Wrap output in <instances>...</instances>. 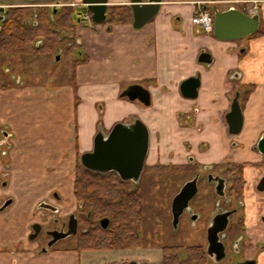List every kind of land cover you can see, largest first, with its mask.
Segmentation results:
<instances>
[{"label":"crops","instance_id":"obj_1","mask_svg":"<svg viewBox=\"0 0 264 264\" xmlns=\"http://www.w3.org/2000/svg\"><path fill=\"white\" fill-rule=\"evenodd\" d=\"M253 1V5L259 7L257 15L261 17L264 30V0ZM52 2L55 0H0V6L37 7L52 5ZM115 2L108 0L109 7L124 5ZM79 4L83 6V0ZM196 10L194 3L165 1L155 18L141 29H135L133 24H121L109 25L112 29L108 31L106 25L80 24L77 34L83 41L89 63L78 67L76 79L86 98L85 107L91 101L108 105L112 120L104 134L116 123L139 118L151 134L155 133L157 136V161L162 165H188L191 156L202 165L219 164L229 158L241 163L257 162L258 156L251 153L250 149L264 130V35L253 36L243 42H240L242 39L219 40L214 33L205 34L200 27L192 24V16ZM241 47L245 49L243 53L240 52ZM204 50L213 54V65L206 66L198 62L199 55ZM197 76L201 80L198 97L184 98L180 92L182 82ZM147 82L151 84L149 87L145 86ZM132 85H141L150 91L152 104L149 108L138 101L130 102L119 97L122 90ZM242 86L254 87L244 103L241 102ZM236 92L241 93L240 104H245L242 106L245 118L243 134L238 138L243 149L232 147L225 125V116L231 109ZM179 115L191 119L194 126H181ZM84 118L85 112L80 115L81 123H78L80 152H84L83 134L86 133L81 128ZM70 137L74 143L71 156L75 157L74 132L70 133ZM66 146L64 154L70 149V145L69 149ZM152 159L151 165L154 161ZM63 160L66 158H49L37 165L39 172L45 168L51 169L55 187L35 190L31 185L40 179L33 177L24 180L27 189V196L24 198L6 197L0 190V207L7 198L13 200L5 212H0V264H17L19 255H16L18 252L13 248L14 244L24 242L27 245L30 227L39 221L37 206L48 200L53 190H60L63 198L60 202L63 207L62 215L75 210L73 187L72 198L69 200L71 206H66L67 200L62 195L66 194L68 180ZM4 173L10 177L8 183L12 182V174L0 166V177ZM71 181L73 184L74 178ZM31 192H35L33 197L29 196ZM248 202L253 206V199L250 198ZM20 206H23L21 212ZM33 249L27 248L25 251L33 255ZM55 252L52 254L58 258L56 264H107L123 258L128 252L132 255L128 254L124 257L125 260H149L141 250ZM20 262L19 264H23Z\"/></svg>","mask_w":264,"mask_h":264},{"label":"rangeland","instance_id":"obj_2","mask_svg":"<svg viewBox=\"0 0 264 264\" xmlns=\"http://www.w3.org/2000/svg\"><path fill=\"white\" fill-rule=\"evenodd\" d=\"M115 1L117 4H130L129 0ZM79 2L80 0H62L64 5L76 9L77 17L82 22L93 25L88 11H82ZM53 4L37 7L51 8ZM57 56L60 57L59 61H56ZM74 58L72 54L66 52L55 53L52 57L0 55V166L13 177L12 182H9L5 187L2 186L3 174L0 177V190L6 197L24 198L27 196V189L24 184V180L27 178L36 177L40 179L31 185L35 187V190L45 189L49 186L55 187L56 182L51 169L46 170L45 168L39 172L37 165L39 166L49 158H66L62 165L67 169L68 180H66V194L62 195L67 200L66 206L69 207L73 187L71 179L74 178L76 164L80 163L79 158L71 156L74 143L71 141L70 133L79 129L81 123L79 118L83 112H85V118L81 128L86 133L83 134L84 152H90L93 149L94 139L98 133L107 131L106 129L112 120V114L108 111L110 109L106 103H94L93 101L88 102V106L85 107V95L80 91L76 76L73 78L71 76V64ZM11 77H14L16 82ZM150 85L148 82L145 84L147 87ZM249 87L242 86L241 88L242 103L246 100V92ZM244 105L242 104V106ZM150 118L151 116H149ZM7 138L11 139L12 142L10 148H7L6 144L3 143V140ZM156 138V134L153 133L145 165H149L152 158L156 159L157 157L158 144L155 145L154 143ZM65 143L68 145L66 146ZM65 146L69 149L67 154L63 153ZM192 175L191 172L179 176L171 172H154L144 174L138 184L129 182L128 190H139L144 199V221L137 230L138 235L143 240L144 247L148 249L144 251L142 250L144 247L139 249L149 258L143 264H162L161 255L164 246H201L205 251L208 250L209 225L213 218V212L223 200L216 195L212 188L206 194V189L201 187L197 198L192 202L193 214L196 216L195 221L184 214L176 229L172 225L173 199L181 186ZM35 192H31L29 196L33 197ZM204 196L206 200L202 202ZM22 210L23 206H20L19 211ZM237 221L238 216H235L231 220V224L237 223ZM82 228L81 225L80 232ZM234 238L236 235H231L228 241H225L227 254L223 260L214 261L209 258L207 264L240 263L244 259L245 241L237 246L239 249L237 253L232 245ZM37 243L29 241L27 245L24 242L14 244L13 248L16 253L18 252L15 254L19 255L17 264L20 261L23 264H50V262L56 264L58 258L52 253L56 251L55 253L58 254L57 250L64 253L66 250H73L76 246V238L61 240L48 255H30L25 251L27 248L33 249ZM128 254L132 255L131 252L125 253L123 258L118 259L119 261L107 264H130V261L124 258Z\"/></svg>","mask_w":264,"mask_h":264},{"label":"flooded vegetation","instance_id":"obj_3","mask_svg":"<svg viewBox=\"0 0 264 264\" xmlns=\"http://www.w3.org/2000/svg\"><path fill=\"white\" fill-rule=\"evenodd\" d=\"M165 1H168V0H165ZM168 2H171V3H194L197 7V10L199 8H202V9L206 10L211 15L213 23L215 20V10H214L215 8L219 12H224V11H228L231 9H236V10H239V11H241V12H243L249 16L257 15V13H258L257 11L259 9V7L257 5L256 6L253 5L254 4L253 0H238V1L216 0L215 2H212L210 0H207V1H185V2L168 1ZM255 3L257 4V2H255ZM128 6L131 7L130 4ZM206 6L210 7L212 9V11L205 9ZM0 7H3V6H0ZM10 7H14V6H10ZM10 7H7V8H10ZM24 7H33V6H24ZM64 7H69V6L64 5L62 3V0H55V3L53 4V6L49 9L52 12L53 17H55L56 14H58V12H60L61 9ZM79 7L82 8L83 11H88L87 7L84 5L79 6ZM7 8H5V12L3 15L4 19H5V14H6ZM110 9H111V7L108 6L107 19L104 22L96 23L92 20V16L91 17L89 16L91 22L93 24H96V25H106V26H108L107 27L108 31H110L112 28L109 27V25L110 26L114 25L113 23H110L108 21ZM131 9H132V7H131ZM132 12H133V10H132ZM259 20H260L259 29H261V22H262L261 17H259ZM2 22L0 23V30H1ZM82 23L83 22L79 19L78 24H77V28H76V35L74 37L72 35L69 37L68 41L60 42V44L56 45L54 48V51L51 55H32V56H36V57L51 56L52 57L53 55H55V53H59V52H66L68 54H72L73 57H75L72 61V64H71V66H72L71 76L73 78L74 65L76 62L79 63V65L76 66V71H77L79 66H83V65L88 64V63L87 64L82 63L85 59H87V57H86L85 52H84L83 41L77 34L78 26ZM132 24H133V22H132ZM255 33L246 37V38H243L242 40H240V42H243L245 40L252 38L255 35ZM240 49H241L240 50L241 53H243L245 51V49L243 47H241ZM202 52H207V53L211 54V56L213 58V63H214V56L211 52H209L207 50H204ZM32 56H30V57H32ZM213 63L211 65H213ZM211 65H209V66H211ZM206 66H208V65H206ZM11 79L16 82V79H14V77L13 78L11 77ZM129 87L130 86H128L127 88H129ZM127 88L122 90V92H124ZM122 92L120 93V95L122 94ZM120 95H119V97L121 98ZM121 99L130 101L128 98H121ZM130 102H132V101H130ZM141 105L144 106L142 103H141ZM144 107H146V106H144ZM146 108H149V107H146ZM241 108H242V105H241ZM242 111H243V109H242ZM243 116H244V114H243ZM137 119H139V118H135L130 122H119V123L130 125ZM244 120H245V118H243V127H242L241 132L238 135H231L229 133V126L226 122V116H225V122H226L225 125L227 126V130H228L227 135L231 140L230 142H231L232 147L235 149H243L244 148V146H242L240 141H238L239 140L238 138L243 134ZM190 121L191 122H187L186 125H184L182 122H180V125L185 126V127H193L194 124H193L191 119H190ZM116 124H118V123H116ZM114 126L112 127V129L114 128ZM112 129L109 132H107L106 134H104L103 132H101V133H103L105 136H108L110 134V132L112 131ZM74 135H75V138H74L75 141L74 142H75V151H76L75 158L76 157L79 158L80 164L82 165L80 158H81V155L83 153H86V152L81 153L79 150V136H78V130L77 129L74 130ZM76 139L78 140L77 143H76ZM151 141H152V134L149 131V148L151 147L150 146ZM156 142L157 141L154 142L155 145H156ZM261 142H264V130L260 133V135L258 136V139L256 140V142L253 144V146L250 149L251 153H255L258 156L259 160L257 162L241 163V162H236L235 160H233V158H229L228 160H225L219 164L202 165V164H199L197 161H195L194 157L191 156L189 158L188 165H181V166H188L189 168L187 170H184L183 172H181L179 174H176L175 172H171L172 174L177 175V176H179L183 173H186V172L187 173L191 172L193 174L192 177L189 180H187L181 186V188L178 190L176 196L183 190V188L185 187L186 184L196 180L197 193L189 201L188 207L184 210V213L181 215V217L184 214H186L191 218L192 221L196 220V216L193 214L194 210H193L191 204L197 198L201 187L206 189L205 190L206 194L208 191H210V188H212L215 191L216 195L219 198L223 199L221 201L220 205L218 206V208L213 212V218H212L210 225H209V229H208L209 248L207 251H205V249L202 247L206 253L207 262H208L209 258L211 260H214V261L223 260L227 254L226 242L228 241V239L230 238L231 235H233V236L236 235V238H234V240L232 241V245H233V247L237 253L239 252V249H237V246L240 245L241 242L245 241V243H244V247H245L244 248V257H243L244 259L241 260L240 263H238V264H264V153L260 150V147H259V144ZM3 143L6 144L7 148H10L12 146L11 139H9V138L3 140ZM93 149H94V145H93ZM93 149L91 151H93ZM156 152L158 154V147H157ZM4 153H7V152L4 151ZM148 154H149V150H148ZM148 154H147V156H148ZM146 159H147V157H146ZM157 159H158V156L156 157V159L154 158V161H152L153 165H151V163L149 165H144L143 172H142L138 181H132V180L123 181L122 180L123 182L127 183V191L128 192H132V191L128 190L129 182H132L134 184H138L140 182V179L143 177L144 174H151L154 172H158V173L170 172V171L161 172V170L148 171L147 170L148 168H161V166H163V167H179L180 166V165H172V164L162 165L159 161H157ZM145 163H146V161H145ZM77 167H78V164H76V166H75L74 181H75V174L77 171ZM94 173H97V172H94ZM109 173H112V172H109ZM99 174H101V173H99ZM2 178H4V181L2 182V186L4 183H6V185H8L7 181H8L9 175L7 173H4L2 175ZM3 187H5V186H3ZM73 187H74V182H73ZM135 191H138L140 193L139 190H135ZM205 196L203 197L202 202H204L206 200ZM250 198L253 199V206L250 205L248 202V200ZM8 200H10V198H7L4 201L3 205ZM62 200H63V198H61L60 193L57 190H53L50 194L49 199L41 202L37 206V211L39 213V221L32 224V226L30 227V232H29V236H28V241H30L32 243L38 242L37 245L33 249L34 250L33 254H35V255H44V254L48 255L52 250H54V248L59 244V242L61 240H65L67 238L74 237V238H76V243H77L78 238L82 237L84 234H86L87 231L93 226H98L102 230H107L110 227L111 219L109 217L102 216L100 218H92L91 213L85 211L84 206L81 203H79L77 200H76L75 210L71 213H66V214L62 215L63 207L60 206V202ZM5 211H3V212H5ZM235 216H238V221H237V223L231 224V220ZM105 218L109 219V223L106 224L105 222H103V219H105ZM179 222H180V220H179ZM74 224L77 226V229H76L77 231H76L75 235H73V231H72ZM104 224L107 225V228L103 227ZM35 225L41 226V230L39 233H35V230L33 229V227ZM81 225L83 226V228H82V231L80 232L79 228ZM172 225H173V217H172ZM222 228H224V229L222 230ZM69 232H71V235H68ZM32 235H35L33 240L30 239V237ZM55 235H57V238H55ZM61 235H68V236L61 238ZM213 236H215V242L214 243H212L210 241ZM140 239H141V244L137 249L126 250V251H136V250L139 251L140 248H143L144 243H143V240L141 237H140ZM75 248H76V246H75ZM75 248L73 249L74 251H76ZM142 250L144 251V250H148V249H146L144 247ZM96 251H123V250H96ZM76 252H78V251H76ZM146 261L147 260H142L139 262L130 261V264H143Z\"/></svg>","mask_w":264,"mask_h":264},{"label":"trees","instance_id":"obj_4","mask_svg":"<svg viewBox=\"0 0 264 264\" xmlns=\"http://www.w3.org/2000/svg\"><path fill=\"white\" fill-rule=\"evenodd\" d=\"M168 1H207V0H168ZM82 11L83 9L80 8ZM205 9L212 11L208 6ZM89 13V12H88ZM90 17L92 16L89 13ZM76 9L69 6L61 9L55 17L45 7H10L0 30V55L18 56L51 55L56 45L68 41L76 35L79 21ZM108 21L114 25L132 24L133 12L130 6L111 7ZM264 35L263 27L254 37ZM88 59L82 63L87 64ZM74 74L76 76V66ZM254 90L249 87L246 97ZM180 121L186 125L190 122L179 115ZM77 138V137H76ZM76 139V143H77ZM188 166L148 168V171L161 170L179 174ZM73 194L76 200L90 212L92 218L107 216L111 219L110 227L102 230L98 226L91 227L86 234L79 237L76 251L96 250H133L141 244L137 230L144 221V199L138 191H127V183L112 172L99 174L85 169L78 164L75 174ZM162 264H207V257L201 246H164L162 248Z\"/></svg>","mask_w":264,"mask_h":264},{"label":"water","instance_id":"obj_5","mask_svg":"<svg viewBox=\"0 0 264 264\" xmlns=\"http://www.w3.org/2000/svg\"><path fill=\"white\" fill-rule=\"evenodd\" d=\"M215 2L216 0H210ZM165 0H130L133 10V27L135 29L143 28L159 13L161 5ZM83 5L87 7L92 14V20L96 23H102L107 19L108 0H83ZM214 20V35L219 40H237L246 38L254 34L260 26L258 15L249 16L239 10L231 9L219 12L216 8ZM5 8L0 7V23L4 20ZM60 57H56L59 61ZM198 61L204 65H211L213 58L207 52H201ZM201 86L200 77H191L180 86V92L186 99H196L199 95ZM121 98H128L130 101H139L144 106L150 107L152 96L149 90L141 85H132L120 95ZM241 93L236 92L230 111L226 114V122L229 126L231 135H238L243 127V111L240 105ZM260 150L264 153V142L259 144ZM149 150V130L139 119L132 124L127 125L118 123L114 126L108 136L98 133L94 140V149L81 155L82 165L89 171L101 174L115 172L123 181H138L145 165ZM6 186V183L3 184ZM196 180L185 185L183 190L173 199L172 217L173 227L177 228L181 215L188 207L189 201L196 195ZM13 200L10 199L0 208L5 211ZM106 224L109 219H103ZM104 224L103 227L107 228ZM35 233L41 230L40 225L33 227ZM77 226H73V235L76 234ZM224 228H222L223 230ZM36 235V234H35ZM35 235L30 237L34 239ZM68 235H71L69 232ZM68 235H61L64 238ZM57 238V235H55ZM215 242V236L210 240ZM220 248V247H219Z\"/></svg>","mask_w":264,"mask_h":264},{"label":"built area","instance_id":"obj_6","mask_svg":"<svg viewBox=\"0 0 264 264\" xmlns=\"http://www.w3.org/2000/svg\"><path fill=\"white\" fill-rule=\"evenodd\" d=\"M191 22L193 25L200 27L205 34H212L214 31V23L211 15L202 8L196 11Z\"/></svg>","mask_w":264,"mask_h":264}]
</instances>
